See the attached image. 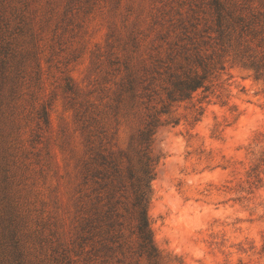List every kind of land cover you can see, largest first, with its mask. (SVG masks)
I'll use <instances>...</instances> for the list:
<instances>
[{
	"label": "rangeland",
	"instance_id": "1",
	"mask_svg": "<svg viewBox=\"0 0 264 264\" xmlns=\"http://www.w3.org/2000/svg\"><path fill=\"white\" fill-rule=\"evenodd\" d=\"M221 1L0 0V264H148L120 192V246L90 227L153 114L159 264H264V0Z\"/></svg>",
	"mask_w": 264,
	"mask_h": 264
},
{
	"label": "trees",
	"instance_id": "2",
	"mask_svg": "<svg viewBox=\"0 0 264 264\" xmlns=\"http://www.w3.org/2000/svg\"><path fill=\"white\" fill-rule=\"evenodd\" d=\"M216 15V25L219 35L224 32V4L221 0H211ZM206 73H195L177 78L167 91V100L175 101L187 98L197 88L203 85ZM168 104L164 103L160 112L168 111ZM159 120L155 114L150 116L143 129L136 137L129 141L127 150H122L121 158L124 160L107 159L102 156L103 164L107 168L103 171V186L107 190V202L99 216L94 217L90 227L99 236L103 246L111 249L114 243L120 246V235L114 232L118 210L112 198L115 192L124 197L126 217L130 220V232L134 237L135 252L143 256L148 264H159L160 253L154 242L153 232L148 215V207L152 197L151 181L155 176V159L151 155L150 146L153 134ZM122 163V164H121ZM119 222V221H118ZM120 223V222H119Z\"/></svg>",
	"mask_w": 264,
	"mask_h": 264
}]
</instances>
